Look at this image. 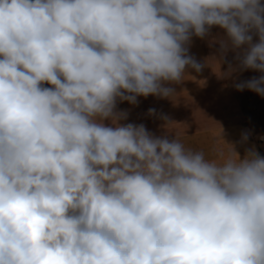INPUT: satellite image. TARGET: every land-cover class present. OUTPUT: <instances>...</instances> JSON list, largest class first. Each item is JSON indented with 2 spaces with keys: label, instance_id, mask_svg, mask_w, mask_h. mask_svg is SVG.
I'll use <instances>...</instances> for the list:
<instances>
[{
  "label": "clouds",
  "instance_id": "obj_1",
  "mask_svg": "<svg viewBox=\"0 0 264 264\" xmlns=\"http://www.w3.org/2000/svg\"><path fill=\"white\" fill-rule=\"evenodd\" d=\"M212 26L264 73L260 0H0V264H264V156L116 111L199 72L186 45Z\"/></svg>",
  "mask_w": 264,
  "mask_h": 264
},
{
  "label": "crops",
  "instance_id": "obj_2",
  "mask_svg": "<svg viewBox=\"0 0 264 264\" xmlns=\"http://www.w3.org/2000/svg\"><path fill=\"white\" fill-rule=\"evenodd\" d=\"M222 44L227 45L226 50ZM186 47L201 70L187 67L180 82H162L173 89L169 97L138 96L136 104L118 99L116 111L127 113L119 123L143 124L154 137L169 141L178 138L186 149L203 151L209 159H215L220 150L227 153L228 145L223 140L241 159L253 148L260 154L257 140L244 123L241 94L236 89L237 84L251 78V69L242 70L237 58L246 45L233 49L226 31L212 26L203 38L193 35ZM42 86L52 87L47 83ZM149 109L155 112L149 114ZM103 123L113 126L111 120ZM245 134L247 141L242 139Z\"/></svg>",
  "mask_w": 264,
  "mask_h": 264
},
{
  "label": "rangeland",
  "instance_id": "obj_3",
  "mask_svg": "<svg viewBox=\"0 0 264 264\" xmlns=\"http://www.w3.org/2000/svg\"><path fill=\"white\" fill-rule=\"evenodd\" d=\"M260 3L264 4V0H260ZM213 27L220 31H226L219 26ZM256 42H258V36L253 34V43ZM229 44H231L230 39ZM261 75H264V73L251 70L250 79L259 78ZM238 92L239 94H241V110L244 123L249 128L251 136L257 140L260 149V155L264 156V97H261L257 93L250 91L247 88H245L243 91Z\"/></svg>",
  "mask_w": 264,
  "mask_h": 264
}]
</instances>
